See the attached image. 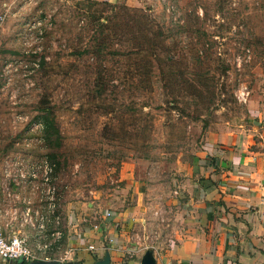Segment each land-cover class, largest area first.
Returning <instances> with one entry per match:
<instances>
[{
    "label": "rangeland",
    "instance_id": "rangeland-1",
    "mask_svg": "<svg viewBox=\"0 0 264 264\" xmlns=\"http://www.w3.org/2000/svg\"><path fill=\"white\" fill-rule=\"evenodd\" d=\"M255 111L264 0H0V233L34 259L93 225L165 254L207 142Z\"/></svg>",
    "mask_w": 264,
    "mask_h": 264
},
{
    "label": "crops",
    "instance_id": "crops-1",
    "mask_svg": "<svg viewBox=\"0 0 264 264\" xmlns=\"http://www.w3.org/2000/svg\"><path fill=\"white\" fill-rule=\"evenodd\" d=\"M255 116L249 129L235 127L220 146L207 142L205 163L210 166L204 163L201 178L190 177L185 184L192 211L175 229L174 240L166 241L168 251H152L156 264H264V218L259 215L264 199V111H255ZM121 216L110 222L118 223ZM82 228L68 249L74 259L60 262L92 264L108 252L110 264H137L144 241L150 243L145 232H118L106 225ZM156 239L152 243L157 246ZM123 246L136 249L133 260L122 259Z\"/></svg>",
    "mask_w": 264,
    "mask_h": 264
},
{
    "label": "built area",
    "instance_id": "built-area-1",
    "mask_svg": "<svg viewBox=\"0 0 264 264\" xmlns=\"http://www.w3.org/2000/svg\"><path fill=\"white\" fill-rule=\"evenodd\" d=\"M259 215L264 218V199L260 203ZM114 217L112 213L106 212L103 215V220H111ZM97 226L93 225L92 229H96ZM111 242V241H110ZM88 251H92V246L86 247ZM150 249V248H149ZM146 250V249H145ZM122 254L131 257L136 251L135 248H128L123 246L121 248ZM0 259L4 264H10L14 262H19L21 264H26L35 260H47L46 258L34 259L30 255L28 249L24 244V240L18 236L12 235L9 237H4L0 233ZM56 260V259H54ZM56 261H62L61 259ZM234 264V263H232Z\"/></svg>",
    "mask_w": 264,
    "mask_h": 264
},
{
    "label": "water",
    "instance_id": "water-1",
    "mask_svg": "<svg viewBox=\"0 0 264 264\" xmlns=\"http://www.w3.org/2000/svg\"><path fill=\"white\" fill-rule=\"evenodd\" d=\"M10 264H21L19 262H14ZM26 264H79L76 262H60L56 260H35L28 262ZM92 264H110V256L108 252H105L101 259L94 261ZM138 264H156L153 253L151 249H146L141 255Z\"/></svg>",
    "mask_w": 264,
    "mask_h": 264
},
{
    "label": "trees",
    "instance_id": "trees-1",
    "mask_svg": "<svg viewBox=\"0 0 264 264\" xmlns=\"http://www.w3.org/2000/svg\"><path fill=\"white\" fill-rule=\"evenodd\" d=\"M41 126L43 127V133H44V136L47 135L46 138L49 137V134H48V133H49V130L51 129L53 135H54L55 138L58 140V137H59V136H58V131H57V129L54 127L52 120H50V123H49V122H47V121L44 119V122L41 123ZM56 145H58V143H57ZM50 260H52V259H50Z\"/></svg>",
    "mask_w": 264,
    "mask_h": 264
}]
</instances>
